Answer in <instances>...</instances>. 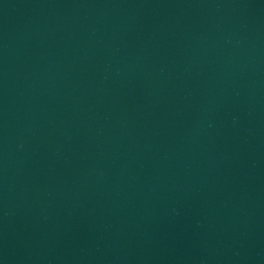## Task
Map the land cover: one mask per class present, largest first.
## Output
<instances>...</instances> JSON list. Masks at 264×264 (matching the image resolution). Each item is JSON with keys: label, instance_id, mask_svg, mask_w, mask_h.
Segmentation results:
<instances>
[{"label": "water", "instance_id": "obj_1", "mask_svg": "<svg viewBox=\"0 0 264 264\" xmlns=\"http://www.w3.org/2000/svg\"><path fill=\"white\" fill-rule=\"evenodd\" d=\"M0 264H264V0H0Z\"/></svg>", "mask_w": 264, "mask_h": 264}]
</instances>
